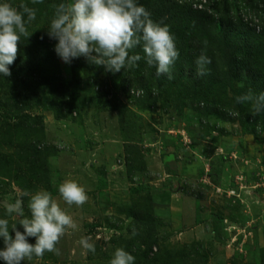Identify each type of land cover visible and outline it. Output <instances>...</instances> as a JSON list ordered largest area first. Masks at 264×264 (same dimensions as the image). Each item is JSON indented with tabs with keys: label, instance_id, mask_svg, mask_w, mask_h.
I'll list each match as a JSON object with an SVG mask.
<instances>
[{
	"label": "rangeland",
	"instance_id": "obj_1",
	"mask_svg": "<svg viewBox=\"0 0 264 264\" xmlns=\"http://www.w3.org/2000/svg\"><path fill=\"white\" fill-rule=\"evenodd\" d=\"M6 2L36 10L26 25L29 37L20 41L29 48L44 41L49 55L47 79L37 92L22 93L10 76L0 75V218L9 220L14 237L11 228L22 217L7 215L5 205L19 203L30 215V195L47 191L77 224L57 244L59 255L45 252L24 264H108L144 227L152 228L157 245L148 259L133 251L135 264L155 257L158 264H264V112L254 114L251 103L235 108L236 97L264 92V43H257V49L263 46L258 63L235 74L234 104L226 91V97L203 103L207 108L197 105L192 83L173 85L168 78L149 81L147 91L158 96L145 102L139 87L125 89L120 73L84 57L62 61L47 34L54 9H45V0ZM247 3L237 0L239 15L232 9L231 16L262 33ZM184 60L175 61L176 70ZM79 81L85 95L77 98L68 86ZM216 175L219 184L212 182ZM68 179L85 189L83 206L60 198L58 186ZM237 185L240 198L226 196ZM135 213L143 219L134 220ZM17 230L23 233L22 226ZM82 237L95 245L94 254L81 247Z\"/></svg>",
	"mask_w": 264,
	"mask_h": 264
},
{
	"label": "clouds",
	"instance_id": "obj_2",
	"mask_svg": "<svg viewBox=\"0 0 264 264\" xmlns=\"http://www.w3.org/2000/svg\"><path fill=\"white\" fill-rule=\"evenodd\" d=\"M42 2L32 0L33 4ZM51 7L54 15L47 34L57 41L54 51L63 62L84 57L90 65L115 74L125 67H136L143 58L148 67L156 68L157 76L173 78L171 72L179 57L174 36L169 26L153 21L150 12L137 0H66ZM35 19L36 10L24 3L17 8L6 0L0 2V75L3 77L11 75L9 66L17 58L20 38L29 37L26 25ZM137 47L142 49L143 57L129 54ZM210 63V58L201 53L195 61L196 75H206ZM236 103H251L254 114H260L264 112V92L257 94L249 90L236 97ZM58 193L68 206L81 207L88 200L85 189L71 179L59 184ZM27 208L30 215H25L19 203L8 209L7 215L15 213L22 217L11 228L14 237L10 235L9 220L0 218V238L4 243L0 260L5 264H24L34 257H43L45 252L59 255L60 239L69 229H77L73 217L47 191L30 195ZM17 225L22 226L23 233L17 230ZM29 237L35 238V244L28 242ZM79 244L87 252L95 253L89 237H82ZM108 264H135V257L117 248Z\"/></svg>",
	"mask_w": 264,
	"mask_h": 264
},
{
	"label": "trees",
	"instance_id": "obj_3",
	"mask_svg": "<svg viewBox=\"0 0 264 264\" xmlns=\"http://www.w3.org/2000/svg\"><path fill=\"white\" fill-rule=\"evenodd\" d=\"M204 1L200 9L193 7V0H137V3L150 12L153 21H162L163 24L169 26L179 52L178 58H185L183 64L177 70L173 66L171 75L174 76V79L170 80L171 83L175 85L173 80L177 82L176 85L192 83L191 88L195 89L200 97L197 105L205 104L212 97L222 99L226 97V91L231 93L230 99H227L228 103L232 102L234 104L236 97L235 74H241L242 69L250 70L254 62L258 63L257 58L259 56L257 54L263 46L260 45L258 50L257 43H264V29L262 33H257L253 29V24L248 25V21L244 22L239 17L233 18L231 16L232 9H235V12L239 15L237 0ZM246 1L248 2L247 5L256 11L258 14L256 17L258 16L257 18L261 21L260 24H263L264 27V0ZM45 2V9H47L52 8L53 4L66 2V0H45ZM27 5L30 4L27 3ZM215 42L218 43L216 47ZM18 48L17 58L9 66L12 83L20 88L22 93L25 88L37 92L38 88L42 87L41 82L47 79L43 66L47 64L46 56L49 55L47 54L49 51L44 41H38L32 48L27 47L26 44L20 41ZM201 53L209 57L211 63L206 66V75L197 76L195 61ZM129 54L144 56L140 47L130 50ZM217 70L222 72V76H216L215 71ZM119 73L121 83L126 87L125 89L137 86L139 88L136 89L143 90L145 102H150L157 95L153 91H147L146 87L150 85L149 81H158L159 79L166 81L167 79L166 75L157 76L156 68L148 67L143 58L136 67H125ZM143 76L145 80L141 78ZM181 80L185 82L181 83ZM82 85V81L74 82L68 86V92L72 93L73 97L79 98L81 95H85L86 85L84 87ZM235 106L239 111V104ZM219 181L220 178L216 175L212 182L219 184ZM133 219L138 221L143 219V216L141 217L135 213ZM148 220L153 224L151 219L148 218ZM221 221L222 219H219V222ZM142 231L144 233L136 235L131 244H129V241L124 244V250L130 254L134 251L148 259L147 254L151 252L154 245H157L155 244L156 237L152 234V228L146 229L144 227ZM159 262L162 263V260L155 257L153 260H148L147 263L158 264Z\"/></svg>",
	"mask_w": 264,
	"mask_h": 264
},
{
	"label": "built area",
	"instance_id": "obj_4",
	"mask_svg": "<svg viewBox=\"0 0 264 264\" xmlns=\"http://www.w3.org/2000/svg\"><path fill=\"white\" fill-rule=\"evenodd\" d=\"M203 3L205 2L204 0H201ZM198 2V1H197ZM193 7L195 8H201L202 5H200L199 3L196 5L194 4ZM238 187V188H237ZM237 189H231L230 191H228V193L226 194V196L228 197H232V198H235V199H239L240 198V191L242 190V187L240 185H237L236 186ZM244 188V187H243ZM217 190H220V189H217Z\"/></svg>",
	"mask_w": 264,
	"mask_h": 264
},
{
	"label": "water",
	"instance_id": "obj_5",
	"mask_svg": "<svg viewBox=\"0 0 264 264\" xmlns=\"http://www.w3.org/2000/svg\"><path fill=\"white\" fill-rule=\"evenodd\" d=\"M5 206L8 207V208L12 207V206H8V205H5Z\"/></svg>",
	"mask_w": 264,
	"mask_h": 264
}]
</instances>
